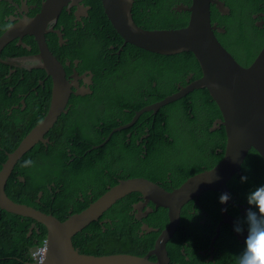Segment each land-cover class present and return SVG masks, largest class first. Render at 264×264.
Instances as JSON below:
<instances>
[{
  "label": "trees",
  "instance_id": "obj_1",
  "mask_svg": "<svg viewBox=\"0 0 264 264\" xmlns=\"http://www.w3.org/2000/svg\"><path fill=\"white\" fill-rule=\"evenodd\" d=\"M29 1L31 6H36L31 12L34 18L46 0ZM221 1L230 12L222 14L215 5L211 6L212 23L225 30L215 34L239 63L248 66L264 48V22L259 23L264 21V0ZM83 2L91 8L89 17L78 21L77 9L72 8L65 9L57 21L55 30L63 34L65 42L60 44L56 34L47 38L50 49L61 62L70 60L73 65L76 59H81L79 70L94 72L93 93L71 96L72 108L49 132L50 143L25 157L7 185L13 200L52 214L60 221L82 212L123 180L143 178L171 192L179 189L189 179L215 168L224 158L226 147L225 126L212 129L216 120L223 117L222 112L211 92L202 88L161 108L156 115L143 114L130 129L115 133L104 147L93 150L113 129L131 122L136 111L177 92L178 83L186 86L199 80L202 72L192 52L164 55L131 44L124 46L102 1ZM180 4L190 5L191 0H135L133 19L138 26L149 30L183 28L190 14L175 11ZM9 15H12L9 4L0 1V37L16 24L5 21ZM18 42L15 40L5 48L2 60L39 52L34 36H27L24 41L31 50ZM10 67L0 62V172L8 152L15 150L45 117L51 97L46 90H32L42 88L40 83L47 75L45 69L35 67L22 78V75H8ZM71 70V66L67 67L68 72ZM23 100L27 102L25 109ZM129 132L132 136L128 145ZM144 135H149L147 149L150 148L145 160L139 158L144 149L137 145ZM25 159H31L33 165L22 166ZM258 169L264 170V158L252 149L242 167L247 181L242 183L238 175L229 183L231 196L237 197L235 202L245 203V195L264 184V174L250 178ZM169 174L175 177L171 175L172 181ZM19 177H25L27 182H21ZM81 192L85 193L84 201ZM219 194L209 192L200 198L199 204L191 202L195 214H191L190 207H184L181 226L168 243L171 264H204L200 250L210 244L221 219ZM140 201L139 194L118 201L73 237V244L80 252L90 255L131 253L145 257L160 231L168 225L169 214L168 210L154 209L144 222L138 221L133 207ZM234 209L235 205L229 206V211ZM205 218L207 222H203ZM106 219L109 221L103 222ZM144 223L158 230L143 232ZM33 224L36 226L29 237ZM46 236L47 228L43 224L0 207V264H32L30 249ZM222 237L237 244L232 234L224 236V227ZM217 245L220 246V239ZM220 264H225V260Z\"/></svg>",
  "mask_w": 264,
  "mask_h": 264
},
{
  "label": "water",
  "instance_id": "obj_2",
  "mask_svg": "<svg viewBox=\"0 0 264 264\" xmlns=\"http://www.w3.org/2000/svg\"><path fill=\"white\" fill-rule=\"evenodd\" d=\"M101 1L113 28L124 40V46L131 44L148 52L164 55L192 52L201 66L202 76L199 80L190 82L164 100L146 106L135 115L131 125L146 112L157 114L161 108L187 96L192 91L207 88L223 115V119L216 122L213 130L221 128L222 125L226 127L224 158L215 168L191 178L181 188L172 192L142 178L120 181L118 185L91 203L89 208L72 214L65 221L12 200L7 193V185L26 151L38 140L48 142L44 137L62 113L66 112L72 93L78 96L93 93L91 90L83 91L94 84V74L90 72V82L85 87H81L79 83H70L63 64L50 50L47 39L49 33H54L49 27L57 23L62 12L75 6L80 7V2L83 3V0H46L37 17L12 26L0 38V62L11 64L10 61L1 58L4 49L17 39L20 40L19 44H23L22 39L25 36H34L40 48L37 54L40 61L38 67L44 68L53 82L52 101L48 114L31 131L20 148L10 154L0 173V207L10 213L32 218L47 228L49 246L43 264H171L168 243L181 226L184 207L209 192H228L231 197L228 183L236 175H241V168L248 153L255 149L264 158V48L248 66H243L236 60L215 34V31L225 30L212 23V5H215L222 14L230 12L221 0H191L190 5L180 4L174 10L189 12L187 26L179 29L154 30L142 28L135 23L132 14L135 0ZM83 12L88 13L87 9ZM73 87L79 91L73 92ZM135 193L139 194L145 203L154 204L155 209L168 210L169 214L168 225L161 230L148 255L141 257L131 253H110V255L96 256L80 252L73 244V237L92 222L97 221L115 203ZM230 203H232L231 198L226 204H221V223L229 225L233 230L236 221L228 215L227 209ZM151 212L153 209L149 210L148 214ZM146 228L149 232L158 230L150 225H146ZM152 257L156 260H151Z\"/></svg>",
  "mask_w": 264,
  "mask_h": 264
},
{
  "label": "clouds",
  "instance_id": "obj_3",
  "mask_svg": "<svg viewBox=\"0 0 264 264\" xmlns=\"http://www.w3.org/2000/svg\"><path fill=\"white\" fill-rule=\"evenodd\" d=\"M2 1V0H0ZM4 2V1H3ZM5 3L8 4V1H6ZM11 3V6L14 5V4H19L18 1L16 0H11L10 1ZM45 3V2H44ZM43 3V4H44ZM28 3H26L27 5ZM11 6L9 7L10 8V12L12 10ZM43 6V5H42ZM26 8V6H25ZM27 9V8H26ZM72 9V8H70ZM41 10H42V7H41ZM41 12V11H40ZM40 14V13H39ZM38 14V15H39ZM35 18V17H34ZM32 19V18H31ZM30 19V20H31ZM28 19H26L25 21L23 22H26ZM16 23V22H15ZM16 25V24H15ZM13 25V26H15ZM53 25V24H52ZM57 25V23L54 25L53 27V30H54V33H49V34H56L57 36H59V41H60V44H62L63 42H65V39L63 38V34L60 32V31H57L55 30V26ZM10 29V28H9ZM149 30V29H148ZM59 33V34H58ZM48 34V35H49ZM3 36V35H2ZM1 36V37H2ZM0 37V38H1ZM27 37V36H25ZM24 37V38H25ZM23 38V39H24ZM23 39H22V42H23ZM48 39V38H47ZM19 40V39H17ZM36 40V39H35ZM20 43V40L18 42V44ZM11 44V43H10ZM21 47L27 49V50H31V46H29L27 43L23 42V44H19ZM39 46V45H38ZM50 48V47H49ZM5 50V49H4ZM51 50V49H50ZM52 51V50H51ZM39 52H40V48H39ZM38 52V53H39ZM53 52V51H52ZM3 53V52H2ZM38 53H33V54H25V55H21V56H15V57H12V58H8L6 61H10L11 64H9L10 66H13L16 68V72L17 74H13V75H10V76H15V75H22V78L23 76H25L26 72L27 71H32L33 68L37 67V68H41V67H38V64H40V61L38 60L37 58V54ZM54 54V53H53ZM55 55V54H54ZM56 56V55H55ZM57 57V56H56ZM35 58L37 59V62L35 60ZM58 58V57H57ZM60 61V60H59ZM61 62V61H60ZM65 68V71H66V76H67V80L70 82V83H79L80 86L82 87V84L80 82H71L69 80V73L67 71V67H70L72 68L71 72H75L76 74H83L85 72H92L94 74V72L92 70H86L84 72H81L79 70V66L81 64V59H76L75 60V63H73V65H71V61L70 60H66L65 62H61ZM44 69V68H43ZM95 76V74H94ZM93 82H94V78H93ZM46 83V86H44V84ZM40 86H42V88L40 87H36L32 90H37L40 92V90H46V92L48 93H51V97L49 99V108H48V111L46 113V115L48 114L49 112V109H50V106H51V101H52V92H53V82H52V78L51 76H49L48 74L45 76V78L41 81L40 83ZM73 92H77L79 91V89H76L75 87L72 88ZM92 91V90H91ZM176 93V92H175ZM76 93H72L71 96ZM172 95V94H171ZM78 96V95H77ZM71 99V97H70ZM214 99V98H213ZM215 101V100H214ZM70 102V100H69ZM159 102V101H158ZM216 102V101H215ZM22 104H23V109H25L27 107V102L26 100H23L22 101ZM154 104V103H153ZM69 105V104H68ZM151 105V104H150ZM218 105V104H217ZM148 106V105H147ZM146 107V106H145ZM143 107V108H145ZM18 108H21L20 105L18 106ZM142 108V109H143ZM142 109H140L139 111H141ZM66 112L65 113H62V115L64 114H67L69 112V109H68V106L66 107ZM139 111H136L135 115L139 112ZM127 112H131L127 109ZM146 113H153V112H146ZM145 114V113H144ZM45 115V117H46ZM61 115V116H62ZM134 115V117H135ZM143 115V114H142ZM141 115V116H142ZM153 115H156L153 113ZM60 116V117H61ZM44 117V118H45ZM59 117V118H60ZM133 117V118H134ZM44 118L39 122L41 123ZM58 118V120H59ZM140 119V118H139ZM138 119V120H139ZM222 118H219L217 119V121L219 120H222ZM57 120V122H58ZM137 120V121H138ZM133 121V119H132ZM131 122L125 124V125H121L115 129H118V128H121L123 126H125L123 129L121 130H115L113 129V131L107 136V138H105V140L103 141V143H101L100 145H96L93 150H98L100 147H104L107 143H109V141L111 140L112 136L118 132H121L125 129H130L133 125H131ZM57 122L55 123V125L57 124ZM38 123V124H39ZM37 124V125H38ZM55 125L53 126V128L55 127ZM224 125H222L223 127ZM37 126H35L32 130H34ZM52 128V129H53ZM226 128V127H225ZM51 129V130H52ZM31 130V131H32ZM50 130V131H51ZM49 131V132H50ZM49 132L45 135L44 139L45 140H48V142H45L44 140H38L37 142H35V144L29 148V150L26 151L24 157L18 162V164L16 165V168L15 170L13 171V174L14 172L16 171L19 163L25 158L27 157L28 155L30 154H36L38 153V151L41 149V147L43 146L44 148H46V145L50 143V139L48 137V134ZM31 133V132H30ZM29 133V134H30ZM28 134V135H29ZM112 134V135H111ZM28 135L23 139V141L28 137ZM111 135V137H110ZM110 137V138H109ZM149 135H144V140L143 142L139 145L141 146L143 149H144V152L143 153H140L139 154V158L145 160L147 158V156L149 155V152H150V148L147 149V145H148V142H147V139H148ZM109 138V140L106 142V140ZM146 140V141H145ZM22 141V142H23ZM22 142L17 146V148L15 150H10L8 152V159H9V156L10 154H13L15 153L21 146ZM106 142V143H105ZM7 159V161H8ZM6 161V162H7ZM5 162V163H6ZM5 163L3 164V168H4V165ZM33 165V161L31 159H25L23 162H22V166L24 167H30ZM243 167V165H242ZM2 168V170H3ZM1 170V171H2ZM214 171V170H213ZM212 171V172H213ZM210 172V173H212ZM1 173V172H0ZM241 173H242V168H241ZM12 174V175H13ZM238 176V175H236ZM240 176V175H239ZM12 177V176H11ZM234 178V177H233ZM232 178V179H233ZM11 179V178H10ZM136 179V178H135ZM143 179V178H142ZM218 179V177H217ZM19 180L21 182H24L26 183L27 180L25 177H23L22 179H20L19 177ZM129 180V179H128ZM148 180V179H146ZM10 181V180H9ZM124 181V180H123ZM150 181V180H149ZM240 181L243 183V182H246L247 181V176L246 175H242L240 176ZM152 182V181H151ZM154 183V182H153ZM156 184V183H155ZM156 185H159V184H156ZM163 187V186H161ZM168 191V190H167ZM171 192V191H169ZM8 193V192H7ZM89 194H92V192H90ZM137 194V193H135ZM9 195V194H8ZM80 196L84 199H86V196H85V193L81 192L80 193ZM10 197V196H9ZM39 197H42L41 194L39 193ZM101 197V196H100ZM99 197V198H100ZM11 198V197H10ZM230 194L228 192H221L218 196V200H219V203L220 204H226L229 200H230ZM12 199V198H11ZM13 200V199H12ZM15 201V200H14ZM245 201L248 205V207L246 208L245 210V215L243 217V226H241V224L239 222H237L234 227H233V230L240 234V233H243L245 230L247 232V235L245 237V240H244V246H243V249L242 251L236 255V258H235V264H264V184L262 185H259L258 187H256L254 190L252 191H249L246 195H245ZM16 202V201H15ZM95 202V201H94ZM19 203V202H17ZM93 203V202H92ZM19 204H23V203H19ZM27 205V204H25ZM29 206V205H28ZM35 208V207H34ZM89 208V207H88ZM2 209V208H1ZM87 209V208H86ZM4 210V209H2ZM85 210V209H84ZM83 210V211H84ZM4 211H7V210H4ZM9 212V211H7ZM10 213V212H9ZM13 214V213H12ZM47 214V213H46ZM73 214H77V213H73ZM17 215V214H15ZM52 215V214H51ZM72 215V214H71ZM70 215V216H71ZM21 216V215H19ZM54 216V215H53ZM69 216V217H70ZM24 217V216H23ZM25 218H28V217H25ZM65 221V220H64ZM35 224L32 225L31 227V230L29 232V237L32 236V232H33V229L35 228ZM48 246H49V241L47 239V236L44 237L39 243H37L34 247H32L30 249V258L32 259V264H43L44 261H45V258L47 256V252H48Z\"/></svg>",
  "mask_w": 264,
  "mask_h": 264
},
{
  "label": "flooded vegetation",
  "instance_id": "obj_4",
  "mask_svg": "<svg viewBox=\"0 0 264 264\" xmlns=\"http://www.w3.org/2000/svg\"><path fill=\"white\" fill-rule=\"evenodd\" d=\"M7 1H8V4H9V7H10L11 6V3H10L11 0H7ZM29 2H30L29 0H21L20 4L12 5L11 6L12 15H9L8 18L5 21L12 20L13 22H16V26H17V25H20V24L24 23L23 21H25L26 19L30 20L31 18H33L31 16V12L33 11L34 8H36V6H31L29 4ZM26 3H28V4L26 5ZM81 3L82 2H80V7L79 6L73 7V8L77 9L76 17H77L78 21H82L84 18L87 17L86 15L89 16V12L91 10V8L87 7L84 4V2L82 4ZM25 6H26L27 9L25 8ZM85 9H87V11H88L87 14H85L83 12V11H85ZM66 10H71V9L69 8V9H66ZM81 10H83V11H81ZM37 16L38 15H36L34 17H37ZM260 16H262V13H260ZM263 22L264 21H260L259 23L262 24ZM53 27H54V25H51L49 27V30L50 29L53 30ZM25 40H26V37L23 39V42ZM121 49H120V51H121ZM118 53H120V52H118ZM35 60L37 62L36 58H35ZM13 74H17V72H16V68L11 66L10 67V73L8 75H13ZM89 76H90L89 72H85L83 74H76L75 72H73V73L70 72L69 73V80L71 82H80L82 84V87H85V85L90 82L89 81ZM91 86H90V88H86L83 92H89L88 90H91ZM176 86L179 88L178 91L182 87H185V86H182L179 83L176 84ZM13 89H14V87H13ZM70 106H71V104L69 103V105H68V109L69 110H71V108H72ZM216 122H217V120H216ZM216 122H215V124H216ZM213 128H215V125H214ZM221 128H217V129H221ZM131 136H132V132H129L128 133V137H127L128 145L131 142ZM143 140H144V136L140 140L137 141V145H140L143 142ZM248 156H249V153H248ZM248 156H247V158H246L244 163L247 162ZM203 168H206L205 165H204ZM262 172H264V170H262V169L254 170L252 172V174H250V178L255 179L259 174H264ZM171 175L173 176V178H175V177H174L173 174H169V178L172 181V176ZM242 175H243V172L241 173L240 176H242ZM22 178L23 177H20V179H22ZM229 183H228V187H229V190H230ZM175 190H177V189H175ZM140 198H141V196H140ZM234 199H237V197L236 196L235 197L231 196L232 203H230L228 205L227 212H228V215L236 221V223L239 222L241 224V226H243V217L245 215V210L248 207V205H247L246 202L242 203L240 200H238V202H235ZM82 201H84L83 198H82ZM194 202H195V204H199L200 203V198L195 200ZM153 205L154 204H152V203H150V204L145 203L142 200V198H141V201L139 202V204H137V205H135L133 207V213L135 214L137 220L144 222L148 218V216H146L148 214V211L151 210V209H153V210L155 209V206H153ZM230 205H235V209L233 211H229V206ZM186 206L190 207L191 214H195V207L192 206V203H189ZM155 210H157V209H155ZM220 214H221V204H220ZM108 221H109V219H106L103 222L107 223ZM203 222H207V218H205ZM221 222H222V216H221V219H219L218 224L216 225V229H215L214 235L211 237L210 244L205 249L200 250V252H202L203 257L205 258L204 259V264H220L223 260H225V264H232L233 258H235L236 255H238L243 249L244 240H245V237L247 235L246 230L243 232V234H238L234 230H232V228L229 225L222 224ZM146 225H149V224L148 223H144V224L141 225V229H142L143 232L148 231V229L146 228ZM218 227H219V230H218ZM223 227H224V236L229 234V233L232 234L234 239H235V241L237 242V244L233 243V242H230V241H227L225 239V237H222ZM218 239H220V246L217 245Z\"/></svg>",
  "mask_w": 264,
  "mask_h": 264
}]
</instances>
